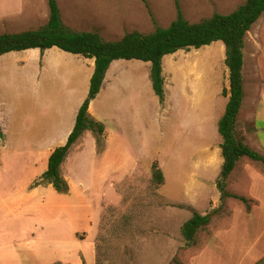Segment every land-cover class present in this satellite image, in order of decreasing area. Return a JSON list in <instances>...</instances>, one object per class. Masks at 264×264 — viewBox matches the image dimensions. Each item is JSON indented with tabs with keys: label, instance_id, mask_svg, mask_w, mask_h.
Masks as SVG:
<instances>
[{
	"label": "rangeland",
	"instance_id": "1",
	"mask_svg": "<svg viewBox=\"0 0 264 264\" xmlns=\"http://www.w3.org/2000/svg\"><path fill=\"white\" fill-rule=\"evenodd\" d=\"M178 1L184 17L197 23L229 15L247 0ZM58 4L68 28L107 41L149 34L177 18L176 0ZM48 20L47 0H0V34L36 30ZM225 60L223 42L166 56L163 106L152 89L150 63L115 61L89 110L106 126L103 144L87 132L72 147L62 166L69 191L58 193L52 186L32 187L73 130L94 60L58 48L43 56L39 50L1 56L0 122L7 140L0 141V264L263 259L264 164L245 157L228 179L227 191L248 204L223 198L217 188L223 165L218 121L228 103L223 90L230 87ZM247 62L250 74L252 60ZM259 64L264 70V51ZM236 133L248 141L242 121ZM154 162L164 172L163 185L152 180ZM194 211L212 221L188 246L181 229Z\"/></svg>",
	"mask_w": 264,
	"mask_h": 264
},
{
	"label": "trees",
	"instance_id": "2",
	"mask_svg": "<svg viewBox=\"0 0 264 264\" xmlns=\"http://www.w3.org/2000/svg\"><path fill=\"white\" fill-rule=\"evenodd\" d=\"M49 20L46 25L19 33L0 34V57L9 53H22L39 50L41 56L53 48L66 53L94 60V73L90 80L87 98L81 105L74 128L65 145L57 148L50 156L47 171L36 181L33 189L40 186H52L58 193H67L69 184L62 176V166L72 147L90 132L97 145L103 144L106 126L89 112L91 104L97 99L103 88L107 73L115 61H142L151 64L150 79L155 96L161 106L165 105V76L163 59L177 52L199 50L215 42L225 45L226 66L229 69L230 88L223 90V96L229 97L225 113L218 123V132L222 138L221 151L223 165L217 188L223 198L233 197L248 201L227 191V182L241 159L247 157L254 162L264 164V156L250 148L236 133L237 121L242 108L244 91V41L247 33L264 14V0H247L229 15L214 14L197 23L188 21L176 0L177 18L167 28L156 24L152 33L129 32L119 41H107L94 32H77L68 28L62 21L58 0H47ZM6 135L0 123V140ZM152 180L157 185L165 183V175L158 162L152 165ZM211 215H201L194 211L193 216L182 226L181 233L188 246L196 243L198 232L210 225ZM255 264H264V258Z\"/></svg>",
	"mask_w": 264,
	"mask_h": 264
},
{
	"label": "crops",
	"instance_id": "3",
	"mask_svg": "<svg viewBox=\"0 0 264 264\" xmlns=\"http://www.w3.org/2000/svg\"><path fill=\"white\" fill-rule=\"evenodd\" d=\"M263 42L264 41H263V15H262L261 18L253 25L251 30L247 33L244 41L243 77H244L245 96H244L242 108L245 103L244 105L245 109L242 110L241 108L242 112L240 111V115L237 121V127L238 124H240V122L242 121L243 130H244L243 135H245L246 139L248 140L245 141V143L254 151L264 156V70L262 66L259 64V59L264 51ZM247 57L248 59L252 60L251 63L252 70L250 74H247V71L249 70ZM93 73H94V67L91 68V74ZM229 88L227 89L229 90ZM225 98H228L229 101V97H225ZM247 121H249L250 123V126L248 128L245 127L244 125ZM6 140L7 137L5 141L2 140L0 141L6 142Z\"/></svg>",
	"mask_w": 264,
	"mask_h": 264
}]
</instances>
